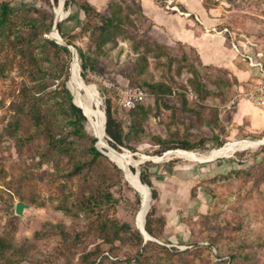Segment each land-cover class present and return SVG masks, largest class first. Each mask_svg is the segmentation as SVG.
<instances>
[{"label":"rangeland","instance_id":"374dc122","mask_svg":"<svg viewBox=\"0 0 264 264\" xmlns=\"http://www.w3.org/2000/svg\"><path fill=\"white\" fill-rule=\"evenodd\" d=\"M4 1L16 8L0 32V264H264V129L233 122L244 99L239 86L258 82H239L201 65L182 45L160 42L138 0H64L59 35L94 89L97 116L104 119L109 99L124 131L134 127L117 149L105 133L104 146L95 144L102 156L92 160L88 139L71 136L67 125L62 89L69 90L73 54L50 36L60 0ZM200 1L217 28L228 27L241 49L249 42L264 59V0ZM161 7L172 11L164 1ZM113 12L123 21L99 47ZM79 50L88 63L84 78ZM125 86L145 88L154 101L142 104L145 111L125 109L115 90ZM83 131L96 138L87 117ZM150 136L203 144L158 155ZM244 141L257 144L207 161L176 154L211 156ZM110 150L129 153L134 166L112 160ZM127 169L138 176L146 170L158 193L148 239L136 226L143 199ZM17 202L28 205L23 216L15 214Z\"/></svg>","mask_w":264,"mask_h":264},{"label":"crops","instance_id":"0c3cea01","mask_svg":"<svg viewBox=\"0 0 264 264\" xmlns=\"http://www.w3.org/2000/svg\"><path fill=\"white\" fill-rule=\"evenodd\" d=\"M175 1L182 12L166 11L157 0H149L147 5L146 0H138L142 13L152 24V29L159 34L160 42L182 45L185 52H192L201 65L223 69L239 82L259 81L256 73L233 51L227 37L209 31L213 27H222L217 28L200 0ZM239 87L244 89L243 85ZM248 103L252 104L245 99L238 101L233 111V122L239 125L246 119L250 132L263 130L264 108L253 104L254 107H251Z\"/></svg>","mask_w":264,"mask_h":264},{"label":"trees","instance_id":"16d2710c","mask_svg":"<svg viewBox=\"0 0 264 264\" xmlns=\"http://www.w3.org/2000/svg\"><path fill=\"white\" fill-rule=\"evenodd\" d=\"M41 1L49 3V0H41ZM52 1H53L54 5H57L58 0H52ZM157 2L160 6H162L163 0H157ZM66 6H67V3H66ZM15 8H16V6L14 4H12L11 2L0 0V32H6L7 31L9 21H10V17L13 14ZM90 8L91 7H89V5L88 6L86 5V6H83L82 9L85 12V14L88 15ZM181 9L183 10V7H181ZM122 21H123L122 17L120 16V14H118L116 12H113L109 18L105 19L104 25L106 28L104 29L102 36H101V40L98 43L99 47L104 45L105 43L111 41L113 34L115 33V31L117 29H119V23ZM58 30H59V33L61 35H63L60 24H59ZM50 44L54 47H58V45L52 43L51 41H50ZM78 52H79V58L81 61V68H82L81 74L84 78L85 77L84 72L88 68V63H87V60H86L84 53H82V51H80V50ZM147 86H149V88L154 87V86H150V85H147ZM62 94L64 95V98L67 101L68 110L70 111V115L68 116V119H67V125L71 128L70 135L77 137V138H80V139H88L89 146H88L87 152L91 156L92 160L96 159L97 157H101L102 154L97 150V148L95 146L97 139L89 137L83 131V122L86 120V117L82 112L83 110L80 109L81 108L80 104H78L77 102H75L73 100L75 102V105H77L80 108H78L77 106L74 105V103L72 102V95H71L70 91L68 89H66L65 87H63V89H62ZM109 94H108V96H109L108 98H112L113 100L117 99L116 95L114 93L110 92ZM152 101H154L153 97H152V100L149 102H152ZM148 108H150V107H148ZM130 110L145 111L143 109V105H137L136 107L131 108ZM98 114L103 121V118L101 117L99 112H98ZM145 114H147V113L145 112ZM105 115H106L105 133L108 137V143L115 149H117L118 146H124L125 142L127 140V136L130 133V130H133L134 127H133V129H132V127H130L128 132L124 131L122 115L116 109H113L111 107L109 99H107ZM102 116L104 117L103 111H102ZM37 117L39 118V116H37ZM38 118L35 119V117H33V122L37 128H40V126H42V122ZM104 119H105V117H104ZM47 134L49 135L51 133H47ZM50 138H51V144L53 141V144L57 145L56 147H59L58 145L61 144V141L59 139L56 140L54 137H50ZM150 139L153 141L154 144L159 145V150L156 152V154H158V155H161L163 152H165L167 150L175 149V148H181L184 150H192L196 146H201L203 144V141H200L198 144H193V143H190L188 141H180L178 143L172 144V143H169L168 141H166V140H164L158 136H150ZM28 141H31V139L28 138ZM224 145H225L224 142L218 143V147H222ZM80 170H81V166L76 165L73 173L75 174V173L79 172ZM139 178L143 184H146L147 186H149V188L151 190L152 199H157L158 198L157 190L153 187V185L150 181L149 175L146 172V170L145 171L142 170L140 172ZM62 210L65 212H70L69 209L68 210L62 209ZM151 219H152V212L147 214L146 223H145V231L149 235H153ZM137 235H138V237L141 236L138 233H137Z\"/></svg>","mask_w":264,"mask_h":264},{"label":"bare ground","instance_id":"6f19581e","mask_svg":"<svg viewBox=\"0 0 264 264\" xmlns=\"http://www.w3.org/2000/svg\"><path fill=\"white\" fill-rule=\"evenodd\" d=\"M63 1L64 0H60V5L56 8V17L58 20H62L65 17V13L62 10ZM50 36L58 44L63 45L64 41L62 40L61 36L56 32L55 29L51 32ZM68 88L73 96V99L78 104H80L88 121L91 123L92 133L97 138V146L98 147L104 146L105 129H104L103 123H105V120L103 119V122H102L101 119H99V117L96 114V111L93 106V102L95 99L94 89L92 86L87 85L83 81L79 73V64H78V59L76 56L73 57V61L70 67ZM253 143L257 144V142H251V141L234 142V143H231L230 146L226 150L220 151L219 153L211 155V156H206L203 154L199 155L196 153H190L186 151H176V154L181 157H189L191 159L198 160V161H207V160L217 158L219 156L220 157L229 156L233 150H236L239 148H245L246 146L253 144ZM109 156L112 158V160L118 162L121 165L134 166V162H133L134 159L132 160L131 155L129 153H117V152H114L113 150H110ZM127 172L130 175L131 183L137 189L138 193L143 199L142 206L136 214V226L143 233V236L146 239L151 238L149 237V235H147V233L143 229L146 215L151 207L150 206L151 198H150L149 188L147 187V185L143 184L139 180V176L137 172L134 173L132 170H129V169H127Z\"/></svg>","mask_w":264,"mask_h":264},{"label":"built area","instance_id":"2783aa9c","mask_svg":"<svg viewBox=\"0 0 264 264\" xmlns=\"http://www.w3.org/2000/svg\"><path fill=\"white\" fill-rule=\"evenodd\" d=\"M163 1L165 2L167 9L178 11L177 6L174 4V0ZM209 31L226 36L233 51L240 56L250 70L256 73L259 79L258 85L250 90L243 89L241 97L254 103L258 107H264V59L261 58L260 55L255 54L250 46L251 43L249 42H247L246 46L241 49L235 39L234 33H232L228 27H222L221 29L213 27ZM115 90L120 104L125 109H131L137 105H142L143 103L152 100V95L141 86L116 87Z\"/></svg>","mask_w":264,"mask_h":264},{"label":"water","instance_id":"95a60500","mask_svg":"<svg viewBox=\"0 0 264 264\" xmlns=\"http://www.w3.org/2000/svg\"><path fill=\"white\" fill-rule=\"evenodd\" d=\"M60 21L61 20H58L57 19V17L55 18V21H54V25H53V29H55L56 30V32L59 34V30H58V27H59V23H60ZM63 45H65L66 47H68V48H71V51H72V54H73V57L74 56H76L77 57V54H76V51H75V49L73 48V47H71V46H69L68 44H66L65 42H63ZM72 95V94H71ZM74 102V101H73ZM75 104V103H74ZM83 112V111H82ZM83 114H84V112H83ZM85 115V114H84ZM86 116V115H85ZM104 117H105V123H106V115L104 114ZM105 123H104V129H105ZM96 148H97V146H96ZM148 188H149V186H147ZM149 192H150V198H152L151 197V190H150V188H149ZM28 207V205L27 204H25V203H23V202H17L16 203V205H15V214H17V215H20V216H23V211H24V209L25 208H27ZM144 229V228H143ZM145 230V229H144ZM141 232V231H140ZM146 232V231H145ZM147 233V232H146ZM141 234H142V232H141ZM143 235V234H142ZM147 235H149L148 233H147ZM150 237V236H149ZM145 238V237H144ZM146 239V238H145Z\"/></svg>","mask_w":264,"mask_h":264}]
</instances>
